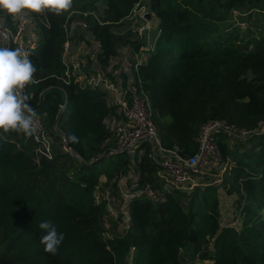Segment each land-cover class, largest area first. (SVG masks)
I'll list each match as a JSON object with an SVG mask.
<instances>
[{
	"label": "trees",
	"instance_id": "1",
	"mask_svg": "<svg viewBox=\"0 0 264 264\" xmlns=\"http://www.w3.org/2000/svg\"><path fill=\"white\" fill-rule=\"evenodd\" d=\"M97 1L73 0L72 7L61 14L31 12L38 39L29 58L37 68V82L30 84L29 91L36 97L44 92L37 111L46 113L55 130H61V134L56 131L55 140L64 146L62 133L66 135L73 154L65 150L52 159L39 156V144L27 135L0 130V239L5 245L0 264H117L118 255L125 256L132 248L133 264H184L181 250L190 243L203 264L263 263L264 210L251 218L252 209L247 206L245 211L251 216L239 231L222 226L219 186L213 184L189 191L186 206L173 187L161 191L156 200L133 197L122 239L104 236L108 203L105 198L96 199L95 188L102 175L110 181L126 173L130 161L114 149L102 154L111 134L105 119L114 111L107 104L106 92L81 86L73 73L68 84L64 81L66 27L75 19L72 13H79L100 43L99 62L108 66L121 40L115 27L124 25L142 0H103L101 19L94 11ZM149 2V10L159 20V33L148 61L138 66L142 80L138 85L150 101L162 144L178 147L190 157L199 151V129L209 120L224 119L246 130L263 126L264 34L252 50L235 43L208 42V36L215 21L228 19L233 8L264 11V0ZM5 22L11 28L17 24L9 14ZM51 88L65 92L64 108L58 94L46 95ZM72 136L77 140L72 141ZM231 140L219 135L222 161L229 160L224 178L230 192L255 197L264 209V133L249 137L250 147L246 139ZM225 141L238 147L230 152L231 145L226 148ZM116 154L126 158L108 169L100 167L104 159ZM135 159L138 186L157 190L159 167L148 155ZM41 221H51L58 233H64L56 255L46 253L40 243Z\"/></svg>",
	"mask_w": 264,
	"mask_h": 264
},
{
	"label": "rangeland",
	"instance_id": "2",
	"mask_svg": "<svg viewBox=\"0 0 264 264\" xmlns=\"http://www.w3.org/2000/svg\"><path fill=\"white\" fill-rule=\"evenodd\" d=\"M86 1V0H85ZM91 1V0H89ZM96 6V14L101 19V13L103 12L105 8V3L103 0H98ZM89 4V3H88ZM149 0H142V3L140 4L141 7H143V11L147 12L149 10ZM93 10V8L88 9ZM139 10V9H138ZM137 10V15L131 14L130 17H128L125 20L124 25L120 24L119 26L115 27V30L120 34V39L118 40L117 44V51L119 54L118 59H114L115 56H112L110 59V63L112 60H114L113 64L115 66H118V64H122L121 60L123 57H126V59H123L122 66L126 65L128 72L134 73L137 69L136 67L139 66V64L145 63L148 61L149 57V50L148 48H154L156 43V38L159 33L158 31V18L155 16L154 13L150 11L151 19L146 20L143 18L140 14V12ZM26 16H31L32 13L25 10ZM7 12L4 11V14L0 16V19L3 21H6ZM74 16L75 23L74 26H78L77 32H75V36H73L74 42H70L69 44V51L71 49V46L73 45V50L77 53H80L81 55H86V52H89L90 56H93V58H97V53L100 50V43L98 40L95 39V36L93 35L91 29L88 27H84L80 24L81 17L79 16V13H72ZM15 17V21H16ZM148 21L150 24V27L145 32H140L141 26ZM216 25L214 26L212 30V34L208 37V42H212L214 40L224 43V44H231L235 43L238 46H241L243 50H252L255 47L256 41H258L262 35L264 34V11L261 9H251L248 10L247 7L233 8L229 12V18L226 20H219L215 21ZM35 26V25H34ZM35 33L36 30L34 29ZM70 37V35H69ZM72 39V38H71ZM234 41V42H233ZM75 46V47H74ZM143 46H148L146 50H142ZM143 52V53H141ZM119 60V61H118ZM99 62V60H98ZM91 64L94 63L97 65L96 60H92L90 62ZM100 63V62H99ZM98 67L102 66L97 65ZM94 67V65H92ZM97 67V68H98ZM135 74V73H134ZM109 75V74H108ZM136 76V75H135ZM122 120V116L116 114V116L112 117L110 115L105 119L106 124L109 126L111 134L106 139L103 147L105 152L102 154H106V152H112V149L116 146V136L115 134V128L119 124V122ZM122 123V122H121ZM56 131L60 132L61 130L56 128L52 125L51 122L47 120L46 117V134H44L43 141L44 143H47V146L50 145L49 150L50 151H43V142L39 143L40 146H37L38 155L42 156L45 154V156H48V158L52 159L55 158L58 154L65 152L66 148L64 145L61 144L59 140H55ZM47 137V139H46ZM29 138V136H27ZM248 139H246L247 141ZM49 141V144H48ZM232 141V140H231ZM63 142V140H62ZM226 142V141H225ZM248 142V141H247ZM231 145V146H230ZM229 146L231 148H229ZM238 147V144L231 143L229 144L226 142V148H229L232 152L236 150ZM248 147H250V142H248ZM67 151V150H66ZM110 154V153H109ZM121 158H126V156L121 155H113L112 157L104 159L100 163V167L108 169V166L116 164ZM129 158V169L126 173H123L122 175H118L119 177H114L112 180L107 181V177L105 175H102L99 179V184L95 188L94 194L96 195L97 200H101L103 198H107V213L103 215V229L105 230L104 236H107L109 238H117L120 237L119 240L122 239L124 234L127 231V227L129 224V217H128V206L131 201V196L125 197L124 193L134 194L136 190V185L138 184V181L140 179V172L137 170L138 166L136 164L137 159L135 158ZM227 158H231L230 154H227ZM224 163L221 164V167L217 164L215 167L211 168L210 172L212 173L213 178H210L209 181L213 185L219 186L218 189V199L220 202V223L222 226H230L235 228L236 230H241L244 226V223L246 222L245 218H249L252 214V217L255 215L256 212L260 213V211H263L264 209L261 207L259 201L250 195H246L245 193L238 194L237 192H230V185L225 181L224 174L227 171L228 172V164L229 160L223 158ZM227 164V165H226ZM223 165V166H222ZM226 166L227 168L225 169ZM159 169V168H158ZM157 169V171H158ZM156 171V172H157ZM226 172V173H227ZM160 183L158 184L157 188L162 189V185L167 184L169 181H164L160 177L158 178ZM161 179V180H160ZM205 184H209L208 182H204L202 184L205 186ZM171 184H169V187ZM152 187V186H151ZM172 190H178V195L181 203L186 206L189 203V200L191 196H188V192L192 191L190 188H182L177 189L174 186H172ZM154 188V186L152 187ZM157 189V190H158ZM160 192V191H158ZM159 197V195L156 197V199ZM155 199V198H154ZM155 199V200H156ZM251 204V205H250ZM248 208H251V214H247L245 210ZM262 208V209H261ZM209 248L212 249V244L209 245ZM5 251V245L0 239V256L3 255ZM133 255H134V249L132 248L128 254L123 256L122 254H119L117 257V264H133ZM181 260L184 264H203V261L194 253L193 245L190 243L187 246L183 247L180 254ZM261 264H264L261 263Z\"/></svg>",
	"mask_w": 264,
	"mask_h": 264
},
{
	"label": "built area",
	"instance_id": "3",
	"mask_svg": "<svg viewBox=\"0 0 264 264\" xmlns=\"http://www.w3.org/2000/svg\"><path fill=\"white\" fill-rule=\"evenodd\" d=\"M142 9L143 7H141L140 3H137L132 14L137 15L138 10L141 13L140 15L146 19L147 12ZM84 15H87V13H84ZM80 24L86 27V29L88 28V23L85 20L81 19ZM148 24L149 22L146 21L141 26V33L149 29ZM34 25L33 18L26 15L23 20L18 18L15 28L9 27L5 21L0 19V46H7L12 49L21 48L30 53V50L37 43V39L31 37ZM66 30L68 32V39L64 43L63 62L66 66V78L64 81L68 84L71 74L73 73L74 75V72L66 60L70 52V29L68 26ZM136 69L135 79L131 83L133 97L129 101L125 100L122 96L118 84L103 71H97L88 76L84 87L111 92L114 95L116 103L121 107L125 121L119 123L115 128L117 142L114 152L124 153L132 159L148 155L154 164L160 170L164 171L165 176L163 175L161 177L167 179L172 184L171 186L177 189L190 188V190H193L197 186H203L204 181H201L200 178L203 176L206 177V175H212L210 172L211 168L217 164L219 165L218 168L221 167V164L224 162L222 161V154L218 146L220 134H225L233 140L237 138L248 139L254 134L264 133V125L253 130H246L240 129L237 125L231 124L224 119H212L203 123L199 129L198 141L200 143V149L195 155L190 157L185 156L178 147L168 148L162 144L150 101L144 91H140L139 89L138 84H141L142 80L138 74V67ZM76 80L79 82L78 79ZM33 82L36 83L37 80L33 78ZM29 86L30 84L26 85L24 89L25 94L28 96L26 103L36 113L34 121L37 126V132L29 136V138L37 144L43 142V146L45 145L43 151L46 150L47 152L50 151V145L47 146V143H44L42 140L44 134H46V113L37 111V106L42 102L44 92L39 93L36 97L34 92L29 91ZM60 107L64 108L63 106ZM62 135L66 150L73 154L72 148L67 145L66 135L64 133ZM207 182L212 184L209 181ZM158 191L150 185H147L139 188L134 194L124 193V196L156 199L158 195H161V191Z\"/></svg>",
	"mask_w": 264,
	"mask_h": 264
},
{
	"label": "clouds",
	"instance_id": "4",
	"mask_svg": "<svg viewBox=\"0 0 264 264\" xmlns=\"http://www.w3.org/2000/svg\"><path fill=\"white\" fill-rule=\"evenodd\" d=\"M73 0H0V10L23 20L25 10L35 13L50 11L56 14L68 11ZM30 53L21 48L0 47V130L15 131L32 136L37 132L35 111L26 103L28 96L24 89L33 83L37 68L29 58ZM76 141L75 136L71 137ZM39 228L44 234L40 243L46 253L56 255L64 240V233H58L51 221H41Z\"/></svg>",
	"mask_w": 264,
	"mask_h": 264
},
{
	"label": "crops",
	"instance_id": "5",
	"mask_svg": "<svg viewBox=\"0 0 264 264\" xmlns=\"http://www.w3.org/2000/svg\"><path fill=\"white\" fill-rule=\"evenodd\" d=\"M148 14H150V11H148ZM151 15L152 14H150V17H148V15H146L147 20L151 19ZM11 20L14 23H16L18 18H16V21H15V17L11 16ZM75 20L76 19H74L68 26V28L70 29V33H69L70 42H74L75 41V40H73V36L76 37L75 32H77L78 26H74ZM148 27H150V24H148ZM34 29H35V26H34L32 32H31V37L38 39ZM147 48H148V46H143L142 50L143 49L146 50ZM150 49H152V48H148V50H150ZM99 52H100V50H99ZM98 53H97V55H98ZM141 53H143V52H141ZM117 54H119V53H117ZM118 57H119V55L114 57V59H118ZM123 59H126V57L122 58V60H121L122 64H123ZM66 60H67L68 64L70 66H72L73 72H74V76L76 77V79L79 80V83L81 84V86H84V84L87 81V77L90 76L92 73H95L97 71H103V72H106L107 74H109V76L112 78V80H114L118 84L120 92L122 93V96L124 97L125 100L129 101L133 97V91H132V88H131V83L135 79V75H136V71L137 70L134 72L135 74L132 72V70H131V73H130V72H128V69H127L126 65L122 66V64H118V66H115L113 64L114 60H112L111 63L108 66H100V67H98L97 65L98 64L100 65V63L98 62V58H96V59L93 58V56H90L89 52H86V55H84V54L81 55L80 53H77V51L75 52L73 50V45L71 46L70 52L67 55V59ZM92 60H96L97 65H95L94 63L91 64L90 62ZM92 65H94V67H92ZM102 91L106 92V101H107L108 106L112 107L114 109L113 113L110 114V115H112V117L116 116V114L121 115L122 116V120L119 123L124 122L125 121V117L123 115L121 107L119 106V104L116 103L114 95L111 92H108V91H105V90H102ZM113 135H115V134H113ZM116 142H117V138H116ZM230 143H232V142H230ZM155 174H156L157 178L160 177L164 181L167 180L164 177H161V176H163L165 174L164 171L158 169V171ZM211 176L212 175H206V177L203 176V177L200 178V180L204 181V182H207L206 180L213 181V180H210V178H213ZM157 182L160 183L159 180ZM169 184H170V182H168V185L167 184L162 185V189L161 190L158 189V190L159 191H169L170 188H172V186H171L172 184L170 185L171 187H169ZM139 188H140V186H138V184H137L136 185V190L139 189ZM129 207H130V203H129V206H128V217H129V220H130V214H129V209L130 208Z\"/></svg>",
	"mask_w": 264,
	"mask_h": 264
},
{
	"label": "water",
	"instance_id": "6",
	"mask_svg": "<svg viewBox=\"0 0 264 264\" xmlns=\"http://www.w3.org/2000/svg\"><path fill=\"white\" fill-rule=\"evenodd\" d=\"M147 15H148V17H150V14H147ZM48 93H56V94H58L60 96V103H59L60 106H63V107L66 106L67 97H66L65 92L61 88H51V89L47 90L46 95Z\"/></svg>",
	"mask_w": 264,
	"mask_h": 264
}]
</instances>
